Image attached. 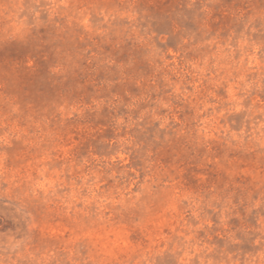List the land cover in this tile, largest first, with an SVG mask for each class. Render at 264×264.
<instances>
[{
  "label": "rangeland",
  "instance_id": "rangeland-1",
  "mask_svg": "<svg viewBox=\"0 0 264 264\" xmlns=\"http://www.w3.org/2000/svg\"><path fill=\"white\" fill-rule=\"evenodd\" d=\"M0 264H264V0H0Z\"/></svg>",
  "mask_w": 264,
  "mask_h": 264
}]
</instances>
